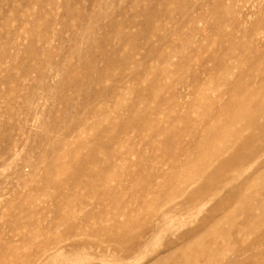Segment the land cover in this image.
I'll use <instances>...</instances> for the list:
<instances>
[{"label": "rangeland", "instance_id": "1", "mask_svg": "<svg viewBox=\"0 0 264 264\" xmlns=\"http://www.w3.org/2000/svg\"><path fill=\"white\" fill-rule=\"evenodd\" d=\"M254 118L264 0H0V264H264V143L201 155Z\"/></svg>", "mask_w": 264, "mask_h": 264}, {"label": "bare ground", "instance_id": "2", "mask_svg": "<svg viewBox=\"0 0 264 264\" xmlns=\"http://www.w3.org/2000/svg\"><path fill=\"white\" fill-rule=\"evenodd\" d=\"M249 112H250V109H249L248 105L246 103H243L242 109L237 115H232V114L229 115V117H228L229 118V124L230 123L235 124V122L241 120L242 117L248 118L247 116H248V114H250ZM249 117H250V115H249ZM248 119H251V117ZM254 119L252 122H249L250 123L248 126L249 128H247L246 130L252 129V131H254L253 133H257L256 135L253 134V135H250L249 137H245L244 136L245 130L244 131L240 130V131L231 133L229 131L230 127L227 125L228 127L226 126L222 130L220 140H223V141H221L219 143V145L218 144L216 145V142L214 143V141H210L205 146L201 147V152H202L201 155L202 156L206 155V156L212 157V158L215 157L218 153H224L225 154L226 152H228L231 149L235 150L237 152H241V151L245 150L242 155H239V156H236V155L232 156L231 155V157H229L228 159H226L224 157L223 158L218 157L219 158L218 162L220 163V170L217 172V174H218L217 176L222 177V175L224 174V171L227 169L228 170L229 169L235 170V168H240V170H237L238 175H236L233 179L230 180V182H236L239 179L240 174L242 173V167L244 166V163L247 164V162H248L250 164L252 162L255 165H257V160L259 159L258 157L261 154L260 152H263L262 151L263 149L258 148V145H259V143H262V142L264 143V122L261 119L259 120L258 118H256L255 120ZM232 136L235 138V140H233L231 142V144H228L229 138ZM212 146H215V148H212ZM261 146H263V145H261ZM215 160H217V159H215ZM197 162L198 161H196V163ZM254 164H253V166H254ZM206 173H207L206 171L199 170L197 172V175L203 177L206 175ZM257 178H258V181L257 180L252 181L249 185V188L252 189L253 191L256 190V192L264 191V174L260 173ZM216 188H215V190H216ZM234 194L236 196V199H238V200H235L236 207L238 210H242L244 205H242L243 201H241L242 199L240 200L239 197H243L244 195L240 194V192L234 193ZM258 210H261L260 212L263 213V203L258 208ZM249 211L252 212L253 210L251 209ZM226 218L219 219V221L217 220V222H214V226L215 227L219 226V228H220V225H222L223 222H225ZM245 228H247V227H245ZM217 229L218 228H216V230L214 231L213 225H212V232L213 233L208 231V232H210V234L201 233V234L196 235V237L194 239V246L198 245L200 248H202L201 252L200 253L192 252L191 254H194V256H192V255L190 256L189 249H191V251H192L193 247L185 249L184 251H182L180 253V257H182L184 259L183 262L184 263L186 262L188 264H191V263L192 264H198L197 259H200L203 256L204 252H206V251L211 252V254H215V255L218 254L219 255L218 258H220V261H222V262L226 261L228 259L227 257H224V252L226 250L220 246L214 245L215 242L213 243V245L216 248L214 249V247L211 246L212 245L211 241L214 239L216 240V235H218L220 232V231L218 232L219 229L218 230ZM128 233H129V235H126V237H123L121 239L122 243H124L128 239L131 240V239L135 238L134 237L135 235L131 231V229H128ZM222 255H223V257H221ZM216 263H214V264H216ZM154 264H163V263H161V261H156Z\"/></svg>", "mask_w": 264, "mask_h": 264}]
</instances>
